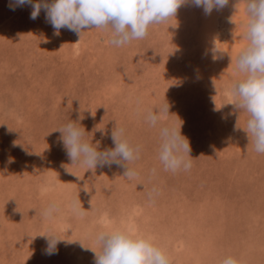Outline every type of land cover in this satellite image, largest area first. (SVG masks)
I'll return each mask as SVG.
<instances>
[{
  "label": "rangeland",
  "instance_id": "374dc122",
  "mask_svg": "<svg viewBox=\"0 0 264 264\" xmlns=\"http://www.w3.org/2000/svg\"><path fill=\"white\" fill-rule=\"evenodd\" d=\"M246 3L229 0L211 15L181 6L144 39L117 47L110 27L57 36L43 10L32 20L29 5L13 11L12 0H0V264H94L82 246L100 252L96 235L114 229L150 238L170 264H221L227 256L264 264V153L241 129L249 115L230 92L245 75L235 65L248 44ZM165 102L163 123H182L189 140V171L164 170L161 125L144 118ZM68 122L101 150L123 127L141 146L129 165L138 177L116 165L70 164L55 130ZM96 128L108 135L92 137ZM73 200L84 215L72 211ZM53 201L58 211L43 217ZM47 232L74 242L45 255Z\"/></svg>",
  "mask_w": 264,
  "mask_h": 264
},
{
  "label": "clouds",
  "instance_id": "9594fccd",
  "mask_svg": "<svg viewBox=\"0 0 264 264\" xmlns=\"http://www.w3.org/2000/svg\"><path fill=\"white\" fill-rule=\"evenodd\" d=\"M189 4L202 8L205 15H211L214 10L220 11L226 7L229 0H12L14 6L10 7L15 11L16 7L29 5V18L32 20H36L43 10L46 22L57 36L61 29L80 36L85 29L110 27L109 43L122 47L133 40L144 39L150 25L175 17L181 6ZM246 13L245 38L248 44L238 52L235 65L245 75L231 85L230 92L234 98L231 104L248 113L246 128L241 129L247 136L251 135L254 150L264 153V0H247ZM216 58L213 56V59ZM169 109V103L165 102L146 110L143 115L150 126L161 125L158 158L164 170L173 173L189 171L192 167L191 147L189 140L181 133L182 123L178 128L163 123ZM55 130L61 134V143L70 164L82 165L85 171L116 165L124 169L123 176L127 179L138 177V172L129 165L140 158L141 146L129 141L123 127L111 130L113 147L103 150L99 141L94 146L85 141L86 130L76 123L68 122ZM95 132L101 136L108 135L105 128H96L92 137ZM152 171L155 172V169ZM151 195L149 193L150 198ZM71 209L78 215H84L83 207L76 200L72 201ZM57 211L58 205L53 201L43 210L42 216L51 218ZM41 235L46 240L45 255L48 256L58 254L59 244L74 242L61 239L54 232ZM96 240L100 244V252L82 246L84 250L93 251L94 264H170L168 256L150 238L133 235L126 230L101 231L96 235ZM221 264H238V260L227 256Z\"/></svg>",
  "mask_w": 264,
  "mask_h": 264
},
{
  "label": "bare ground",
  "instance_id": "6f19581e",
  "mask_svg": "<svg viewBox=\"0 0 264 264\" xmlns=\"http://www.w3.org/2000/svg\"><path fill=\"white\" fill-rule=\"evenodd\" d=\"M246 16V15H245ZM246 24V23H245ZM245 28V27H244ZM207 37V36H206ZM212 49H214V48H212ZM231 137L233 138V136L231 135ZM30 235V234H29Z\"/></svg>",
  "mask_w": 264,
  "mask_h": 264
}]
</instances>
